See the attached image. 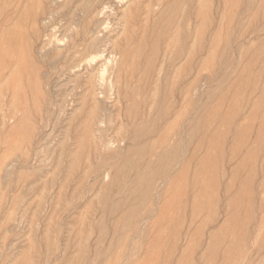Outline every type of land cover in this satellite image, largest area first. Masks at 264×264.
I'll return each instance as SVG.
<instances>
[{
    "label": "rangeland",
    "instance_id": "374dc122",
    "mask_svg": "<svg viewBox=\"0 0 264 264\" xmlns=\"http://www.w3.org/2000/svg\"><path fill=\"white\" fill-rule=\"evenodd\" d=\"M46 3L1 13L0 264H264V0Z\"/></svg>",
    "mask_w": 264,
    "mask_h": 264
},
{
    "label": "bare ground",
    "instance_id": "6f19581e",
    "mask_svg": "<svg viewBox=\"0 0 264 264\" xmlns=\"http://www.w3.org/2000/svg\"><path fill=\"white\" fill-rule=\"evenodd\" d=\"M89 1V0H88ZM105 1V0H104ZM123 0H106V3H103L104 4V6H110V7H112L113 5H115L117 2L119 3V2H122ZM46 2L47 3H49L50 5H53V4H55V0H46ZM103 2V1H102ZM6 3H7V0H0V21H2L3 20V17L1 16V13L3 12V10L4 9H6ZM46 3V4H47ZM90 3V2H89ZM193 3H194V1H193ZM49 5V6H50ZM45 6V5H44ZM94 7V6H93ZM92 7V8H93ZM98 7H100V6H98ZM125 7V6H124ZM190 8V7H189ZM188 8V9H189ZM48 9V8H47ZM98 9V8H97ZM183 10V9H182ZM101 11L102 10H100V13H101ZM92 12V11H91ZM88 13V15H90V14H92V13ZM53 17H54V15H53V9L51 8H49L48 10H45L44 9V11L43 12H40L39 14H35V16L33 17V22H34V24L35 23H37V22H39V23H41L42 25L43 24H45L46 23V20H51V19H53ZM87 17H89V16H87ZM86 17V18H87ZM55 18V17H54ZM83 18H85V17H83ZM82 21V20H81ZM42 22H45V23H42ZM50 22V21H49ZM98 23V22H97ZM94 27H89L88 25H84L83 27H82V34H83V39L81 40V43L78 45V47H80L81 49H80V51H79V58L80 59H86L87 57H89L90 56V61H95L94 60V57L93 56H97L98 54H100V53H102L103 51L101 50L102 49V46L104 47V45H103V43H104V40H105V37L104 38H99V36H97V33H99V31H98V26L96 25V23L93 25ZM79 27V26H78ZM46 28V27H45ZM80 30V28H78V31ZM28 31V30H27ZM101 31V30H100ZM36 32L38 33V31L36 30ZM75 32V31H74ZM75 34V33H74ZM78 34H80V33H78ZM77 35V34H76ZM190 37V36H189ZM80 38V37H79ZM78 38V39H79ZM85 38L87 39L88 38V42L86 43V44H84L85 42H83L84 40H85ZM193 38V37H192ZM70 39V38H69ZM175 41H177V43L179 44V39H178V36L176 37L175 36ZM194 39V38H193ZM192 39V40H193ZM77 39L75 38V41H76ZM74 41V42H75ZM194 41V40H193ZM70 42V41H69ZM76 43V42H75ZM190 43V42H189ZM184 45H185V43H184ZM33 48V47H32ZM185 49V48H184ZM146 51H147V49H145ZM61 51V50H60ZM145 51V52H146ZM68 52H69V50H68ZM68 54H70V52L68 53ZM67 54V55H68ZM184 54V53H183ZM56 59H58V58H56ZM73 59V58H72ZM195 59V58H194ZM66 60V59H65ZM182 60V59H181ZM195 61V60H194ZM40 62V61H39ZM52 62V61H51ZM61 62V61H60ZM60 62H59V64H60ZM181 62V61H180ZM64 63V62H63ZM63 63H62V65H63ZM179 63V62H178ZM46 65V64H45ZM55 65H57V64H55ZM58 66V65H57ZM68 66V65H67ZM66 66V67H67ZM56 67V66H55ZM72 67V66H71ZM61 68H62V66H61ZM60 68V69H61ZM58 70V69H57ZM57 70H56V72H54V74L55 73H57ZM95 71V70H94ZM168 71V70H167ZM89 74V73H88ZM90 75V74H89ZM94 75V74H93ZM137 75V74H136ZM135 76V75H134ZM90 77V76H89ZM158 78H161L160 77V75H159V77ZM147 80H148V78H147ZM108 81V80H107ZM160 82H162L161 80H160ZM94 81H93V79H91L90 80V82H89V86H90V88H91V90H89L88 91V93L90 94V93H93V91H94ZM109 84V83H108ZM147 84V83H146ZM107 86V85H106ZM109 87V86H108ZM88 88V87H87ZM108 89V88H107ZM103 94V93H102ZM117 96V95H116ZM130 97V96H129ZM102 98V97H101ZM122 105V104H121ZM134 108L135 107H130V110H129V112H133L134 111ZM140 112V111H139ZM139 116H140V114H139ZM135 121H137V120H135ZM134 121V122H135ZM127 122V121H126ZM142 122V121H141ZM136 123V122H135ZM137 123H138V121H137ZM132 124H133V122H132ZM159 126V125H158ZM131 127H132V125H131ZM158 128V127H157ZM157 130V129H156ZM157 132V131H156ZM155 132V133H156ZM129 134H130V131H129ZM182 134V133H181ZM180 134V135H181ZM127 135V134H126ZM131 135V134H130ZM179 135V136H180ZM184 135V134H183ZM148 137H151V136H148ZM252 137V136H251ZM250 137V138H251ZM127 138H129V136L127 137ZM154 138V137H153ZM181 138H182V135H181ZM180 138V139H181ZM183 138H184V136H183ZM183 138H182V140H183ZM228 138V137H227ZM146 138H144L143 140H145ZM229 139V138H228ZM252 139V138H251ZM250 139V140H251ZM181 140V141H182ZM141 141V140H140ZM229 141V140H228ZM126 143V142H125ZM130 143V142H129ZM137 143H139V140H138V142ZM136 143V144H137ZM127 144V143H126ZM136 144L134 143L133 144V146L135 145L136 146ZM128 145V144H127ZM227 145V144H226ZM129 146H131V144L129 145ZM122 148H124V147H122ZM123 150V149H122ZM122 152V151H121ZM124 152V151H123ZM201 153V152H200ZM121 154V153H120ZM119 155V154H118ZM186 155H187V153H186ZM181 156V155H180ZM31 158V157H30ZM119 159V158H118ZM146 159V158H145ZM29 161V160H28ZM28 161H27V164H28ZM109 161V160H108ZM120 162V161H119ZM26 164V163H25ZM107 164V163H106ZM120 164V163H119ZM24 165V164H23ZM141 165H144L143 163L141 164ZM141 167H139V169H140ZM173 168H175V166L173 167ZM192 169V168H191ZM190 169V170H191ZM189 170V171H190ZM103 172V171H102ZM102 172H99V174H101ZM171 172V171H170ZM7 173H9V172H7ZM98 173V172H97ZM96 173V175L98 176V174ZM139 173V172H138ZM191 173V172H190ZM132 174V173H131ZM130 174V175H131ZM8 175V174H7ZM129 175V176H130ZM170 175V174H169ZM138 177V176H137ZM168 177V176H167ZM227 177V176H226ZM259 177V176H258ZM136 178V177H135ZM157 178V177H156ZM142 180V179H141ZM162 180H164V182H165V180H166V177L165 178H163ZM151 181V180H150ZM161 181V180H160ZM224 181V180H223ZM83 182V181H82ZM163 182V183H164ZM140 184H142V182H140ZM147 184H148V186H149V179L147 180ZM79 185V184H78ZM115 185V184H114ZM162 185V184H161ZM87 187V186H86ZM161 187V186H160ZM80 188V187H79ZM126 189H128V188H126ZM126 189H124L125 191H126ZM115 190V189H114ZM158 190V189H157ZM82 191V190H81ZM90 191H92V189L90 190ZM109 191V190H108ZM123 191V190H122ZM159 191V190H158ZM158 191H157V193H158ZM113 192V191H112ZM111 192V193H112ZM124 192V191H123ZM256 192V191H255ZM88 194V193H87ZM107 194V193H106ZM86 195V194H85ZM157 195V194H156ZM120 197H121V195H119ZM136 196V195H135ZM255 196V195H254ZM117 198H119L118 196H116ZM140 197H142V198H146V197H148V192L146 191V192H144ZM89 198V197H88ZM92 198V197H91ZM111 198V197H110ZM114 198V197H113ZM155 198H156V196H155ZM221 198V197H220ZM90 199V198H89ZM158 199V198H157ZM157 199H155V200H157ZM255 199V198H254ZM106 200V199H105ZM112 200H114V199H112ZM111 200V201H112ZM257 200V199H256ZM108 201V200H107ZM221 201H222V199H221ZM138 202V201H137ZM257 202V201H256ZM256 202H255V204H256ZM222 203V202H221ZM113 204V203H112ZM107 207V206H106ZM111 207H112V205H111ZM115 207V206H114ZM116 208V207H115ZM148 208V207H147ZM106 209V208H105ZM222 209H223V207H222ZM107 210H109L108 208H107ZM107 210H106V212H107ZM118 210V209H117ZM110 212H112V210L110 211ZM156 212H154V214H155ZM105 214V213H104ZM149 214V213H148ZM154 214H152V216L154 215ZM148 216V215H147ZM146 216V217H147ZM128 217V216H127ZM105 218V217H104ZM145 218V217H144ZM110 218H108L107 219V221L109 220ZM146 219V218H145ZM180 221V220H179ZM75 222V221H74ZM108 223H109V221L107 222V225H108ZM142 226H143V224H142ZM142 226H140V228L142 227ZM252 226V225H251ZM134 229V228H133ZM136 230V229H135ZM141 230V229H140ZM110 231V230H109ZM108 231V232H109ZM138 231H139V229H138ZM139 235V234H138ZM144 235V234H143ZM107 236H108V234H107ZM137 235H134V238L136 237ZM141 237V236H140ZM106 239V238H105ZM109 239V238H108ZM89 243V242H88ZM224 246V245H223ZM225 247V246H224ZM101 250V249H100ZM103 250V249H102ZM259 250V249H258ZM98 253V252H97ZM105 253V252H104ZM100 254H101V252H100ZM101 258V257H100ZM130 258V257H129ZM99 263V262H98Z\"/></svg>",
    "mask_w": 264,
    "mask_h": 264
}]
</instances>
